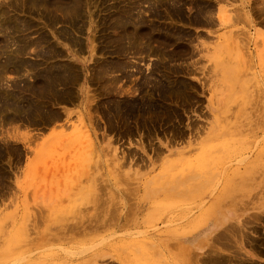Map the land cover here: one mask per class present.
I'll return each instance as SVG.
<instances>
[{
  "label": "rangeland",
  "instance_id": "374dc122",
  "mask_svg": "<svg viewBox=\"0 0 264 264\" xmlns=\"http://www.w3.org/2000/svg\"><path fill=\"white\" fill-rule=\"evenodd\" d=\"M2 1L0 264H264V0Z\"/></svg>",
  "mask_w": 264,
  "mask_h": 264
},
{
  "label": "bare ground",
  "instance_id": "6f19581e",
  "mask_svg": "<svg viewBox=\"0 0 264 264\" xmlns=\"http://www.w3.org/2000/svg\"><path fill=\"white\" fill-rule=\"evenodd\" d=\"M0 1H2V0H0ZM4 1H5V0H4ZM15 1H16V0H15ZM31 1H32V0H31ZM44 1H45V0H44ZM138 1H139V0H138ZM150 1H151V0H150ZM150 1H148V2H150ZM2 2H3V1H2ZM2 2H1V3H2ZM9 2H10V1H9ZM37 2H38V1H37ZM139 2H140V1H139ZM3 3H4V2H3ZM11 3H12V2H11ZM15 3H16V2H15ZM23 3H24V2H23ZM31 4H32V3H31ZM1 5H2V4H1ZM27 5H28V4H27ZM44 5H45V4H43V7H45ZM55 5H56V4H55ZM13 6H14V5H13ZM46 6H47V5H46ZM52 6H54V5H52ZM133 6H134V5H133ZM199 6H200V5H199ZM206 6H207V5H206ZM209 6H210V5H209ZM9 7H10V6H9ZM11 7H12V6H11ZM57 7H58V6H57ZM135 7H136V6H135ZM14 8H15V7H13V9H14ZM35 8H36V7H34V9H35ZM199 8H201V7H199ZM4 9H5V8H4ZM10 9H11V8H10ZM10 9H9V10H10ZM30 9H31V8H30ZM36 9H37V8H36ZM46 9H48V8H46ZM60 9H61V7H60ZM82 9H83V8H82ZM131 9H132V8H131ZM133 9H134V8H133ZM135 9H137V8H135ZM62 10H63V9H62ZM62 10H61V11H62ZM79 10H80V9H79ZM4 11H5V10H4ZM10 11H11V10H10ZM10 11H9V13H10ZM69 11H70V9H69ZM75 11H76V10H75ZM125 11H126V10H125ZM128 11L130 12V10H128ZM133 11H135V10H133ZM139 11H141V9H140ZM209 11H210V9H209ZM2 12H3V9H2ZM129 12H128V13H129ZM211 12H212V11H211ZM9 13H8V14H9ZM12 13H13V12H12ZM69 13L72 14V12H69ZM69 13H68V15H69ZM136 13H137V12H136ZM206 13H207V12H206ZM8 14H7V15H8ZM85 14H86V12H85ZM129 14H130V13H129ZM138 14H139V13H138ZM141 14H142V13H141ZM141 14H140V16H141ZM15 15H16V14H15ZM61 15H62V14H61ZM9 16H10V15H9ZM13 16H14V15H13ZM46 16L49 17V15H46ZM79 16H80V15H79ZM138 16H139V15H138ZM0 17H1V16H0ZM87 17H88V16H87ZM90 17H91V16H90ZM193 17H194V16H193ZM3 18H4V17H3ZM15 18H16V17H15ZM118 18H120V17H118ZM188 18H189V17H188ZM211 18H213V17H211ZM10 19H11V18H10ZM10 19H9V20H10ZM17 19H18V18H17ZM48 19H49V18H48ZM65 19H66V18H65ZM71 19H72V18H71ZM133 19L135 20V18H133ZM139 19H140V18H139ZM5 20H6V19H5ZM7 20H8V19H7ZM117 20H118V19H117ZM121 20H122V19H121ZM129 20H130V19H129ZM131 20H132V19H131ZM1 21H2V20H1ZM3 21H4V19H3ZM15 21H16V20H15ZM18 21H19V20H18ZM21 21H22V20H20L19 22H21ZM72 21H73V20H72ZM118 21H119V20H118ZM189 21H190V20H189ZM122 22H123V21H122ZM126 22H127V21H126ZM128 22H129V21H128ZM132 22H133V21H132ZM140 22H141V21H140ZM183 22H184V21H183ZM14 23H15V22H14ZM79 23H81V22H79ZM147 23H148V22H147ZM6 24H7V23H6ZM10 24L12 25V23H10ZM17 24H18V23H17ZM124 24H125V23H124ZM141 24H142V23H141ZM150 24H151V23H150ZM0 25H1L0 27H3V26H2L3 23H2V24L0 23ZM73 25H74V24H73ZM134 25H135V23H134ZM5 26H6V25H5ZM5 26H4V29H5ZM9 26H10V25H9ZM24 26H25V25H24ZM28 26H29V25H28ZM135 26H136V25H135ZM6 27L8 28V26H6ZM15 27H19V26H15ZM15 27H13V28H15ZM29 27H30V26H29ZM84 27H85V26H84ZM86 27H87V26H86ZM7 28H6V29H7ZM30 28H31V27H30ZM137 28H138V26H137ZM1 29H2V28H1ZM9 29H10V27H9L7 30H9ZM16 29H17V28H16ZM20 29H21V28H20ZM22 29H24V28H23V25H22ZM129 29H130V28H129ZM116 30H117V29H116ZM131 30H132V29H131ZM137 30H139V29H137ZM1 31H3V30H1ZM5 31H6V30H4L3 32H5ZM10 31H11V30H10ZM117 31H118V30H117ZM143 31H144V30H143ZM27 32H28V31H27ZM81 32H82V31H81ZM134 32H135V31H134ZM0 33H1V32H0ZM2 34H3V33H2ZM6 34H7V33H6ZM8 34H10V33H8ZM132 34H133V33H132ZM69 35H70V34H69ZM71 35H72V34H71ZM119 35H120V33H119ZM125 35H126V34H125ZM127 35H128V34H127ZM1 36H2V35H1ZM4 36H5V35H4ZM11 36H12V35H11ZM26 36H27V35H26ZM138 36H139V35H138ZM141 36H142V35H141ZM147 36H148V35H147ZM7 37H8V35H7ZM9 37H10V36H9ZM9 37H8V38H9ZM12 37H14V36H12ZM12 37H11V38H12ZM118 37H119V36H118ZM121 37H124V36H121ZM145 37H146V36H145ZM5 38H6V37H5ZM14 38H15V37H14ZM14 38H13V39H14ZM9 39H10V38H9ZM75 39H76V38H75ZM78 39H79V38H78ZM132 39H133V38H132ZM138 39H139V38H138ZM28 40H29V39H28ZM114 40H115V39H114ZM119 40H120V39H119ZM129 40H130V38H129ZM141 40H142V39H141ZM143 40H144V39H143ZM7 41H8V40H7ZM15 41H16V40H15ZM36 41H37V40H36ZM131 41H132V40H131ZM131 41H130V43H131ZM5 42H6V41H5ZM34 42H35V41H34ZM75 42H76V41H75ZM126 42H127V40H126ZM132 42H133V41H132ZM148 42H149V41H148ZM0 43H1V42H0ZM7 43H8V42H7ZM7 43H5V44H7ZM11 43H12V41H10V44H11ZM14 43H15V44H13V45H16L17 41L14 42ZM18 43H19V42H18ZM25 43H26V42H25ZM68 43H69V42H68ZM127 43H128V42H127ZM130 43H129V44H130ZM19 44H20V43H19ZM27 44H28V42H27ZM38 44H39V43H38ZM144 44H145V42H144ZM153 44H155V43H153ZM13 45H12V46H13ZM34 45H35V44H34ZM126 45H127V44H126ZM5 46H6V45H4L3 48H4ZM17 46H18V45H17ZM24 46H25V44H24ZM28 46H29V45H28ZM28 46H27V47H28ZM30 46H31V45H30ZM76 46H78V45H76ZM139 46H141V45L139 44ZM142 46H143V45H142ZM142 46H141V47H142ZM146 46H147V45H146ZM7 47H8V46H6V48H7ZM141 47H140V49H141ZM13 48H14V47H13ZM15 48H16V46H15ZM15 48H14V49H15ZM25 48H26V47H25ZM79 48H80V47H79ZM150 48H151V46H150ZM28 49H29V48H28ZM95 49H96V48H95ZM95 49H93V50H95ZM117 49H118V48H117ZM127 49H128V48H127ZM127 49H126V50H127ZM138 49H139V48H138ZM164 49H165V47H164ZM5 50H6V49H5ZM76 50H77V48H76ZM150 50H151V49H150ZM2 51H3V50H2ZM11 51H12V50H11ZM11 51H9V52H11ZM26 51H27V50H26ZM26 51H25V52H26ZM77 51H78V50H77ZM131 51H133V50H131ZM131 51H130V52H131ZM158 51H159V50H158ZM162 51H163V50H162ZM4 52H5V51H4ZM7 52H8V51H7ZM12 52H13V51H12ZM18 52H19V51H18ZM120 52H121V51H120ZM122 52H123V51H122ZM128 52H129V51H128ZM138 52H140V51H138ZM141 52H142V51H141ZM2 53H3V52H2ZM16 53H17V50H16ZM50 53H51V52H50ZM60 53H61V52H60ZM125 53H126V52H125ZM143 53H144V52H143ZM158 53H159V52H158ZM12 54H13V53H12ZM126 54H127V53H126ZM128 54H129V53H128ZM138 54H139V53H138ZM138 54H137V55H138ZM147 54H148V53H147ZM147 54H146V55H147ZM4 55H5V54H4ZM120 55H121V54H120ZM137 55H135V56H137ZM150 55H151V54H150ZM127 56H128V55H127ZM138 56H139V55H138ZM140 56H141V54H140ZM148 56H149V55H148ZM148 56H147V57H148ZM151 56H152V55H151ZM162 56H163V55H162ZM130 57H131V56H130ZM157 57H158V55H157ZM133 58H134V57H133ZM140 58H141V57H140ZM142 58H143V56H142ZM158 58H159V57H158ZM162 58H163V57H162ZM166 58H167V57H166ZM3 60H4V58H3ZM42 60H43V59H42ZM161 60H162V59H161ZM132 62H133V61H132ZM132 62H131V63H132ZM173 62H174V61H173ZM7 64H8V63H7ZM25 64H26V63H25ZM128 64H129V63H128ZM150 64H151V63H150ZM111 65H112V64H111ZM120 65H121V63H120ZM118 66H119V65H118ZM0 67H2V66H0ZM11 67H12V66H11ZM24 67H25V66H24ZM116 67H117V66H116ZM134 67H135V66H134ZM27 68H28V67H27ZM54 68H55V67H54ZM98 68H99V67H98ZM125 68H126V67H125ZM125 68H124V69H125ZM128 68H132V66H131V67L129 66ZM5 69H6V68H5ZM30 69H32V68H30ZM76 69H77V68H76ZM3 70H4V68H3ZM6 70H7V69H6ZM94 70H95V69H94ZM110 70H111V68H110ZM125 71H126V69H125ZM7 72H8V70H7ZM32 72H33V71H32ZM157 72H158V71H157ZM5 73H6V71H5ZM3 74H4V73H3ZM101 74H102V72H101ZM92 75H93V74H92ZM1 76H2V75H1ZM90 76H91V75H90ZM95 76H96V75H95ZM98 76H99V75H97V77H98ZM105 76H106V74H105ZM149 76H150V75H149ZM2 77H3V76H2ZM117 77H118V76H117ZM152 77H153V76H152ZM109 78H110V76H109ZM109 78H108V79H109ZM118 78H119V77H118ZM0 80H1V78H0ZM49 80H50V79H49ZM110 80H111V79H110ZM144 80H145V79H144ZM148 80H149V79H148ZM2 81H3V79H2ZM112 81H113V80H112ZM103 82H104V81H103ZM107 83H108V82H107ZM0 84H1V83H0ZM105 84H106V83H105ZM114 84H115V83H114ZM108 85H111V84H108ZM112 85H113V84H112ZM59 86H60V85H59ZM116 86H117V82H116ZM104 88H105V87H104ZM118 88H119V86H118ZM62 89H63V88H62ZM122 89H123V88H122ZM127 89H128V88H127ZM110 90H111V89H110ZM129 90H130V89H129ZM113 91H114V90H113ZM126 91L128 92V90H126ZM132 91H133V90H132ZM1 98H2V97H1ZM31 100H32V99H31ZM16 101H17V100H16ZM110 103H111V102H110ZM116 104H117V103H116ZM115 109H116V106H115ZM3 110H4V109H3ZM8 110H9V109H8ZM116 110H118V109H116ZM4 111H5V110H4ZM4 111H3V113H4ZM9 111H10V110H9ZM12 111H13V110H12ZM8 113H9V112H8ZM14 113H15V112H14ZM1 114H2V113H1ZM5 114H7V113H5ZM109 114H110V113H109ZM1 116H2V115H1ZM0 119H1V118H0ZM10 121H11V120H10ZM2 122H3V121H2ZM2 125H3V123H2ZM135 174H136V173H135ZM177 183H178V182H177ZM177 183H176V185H178ZM242 227L246 228L245 225H242ZM242 227H241V228H242ZM244 228H243V229H244ZM224 231H225V230H224ZM240 239H241V238H240ZM250 242H251V241H249V243H250ZM260 246H262V245H260ZM68 252H69V251H68ZM243 253H244V252H243ZM247 253H248V252H247ZM244 254H245V253H244ZM237 255H238V254H237ZM240 255H241V254H240ZM246 255H247V254H246ZM249 256H250V255H249ZM246 258H247V257H246ZM258 263H259V262H258ZM227 264H228V263H227Z\"/></svg>",
  "mask_w": 264,
  "mask_h": 264
}]
</instances>
